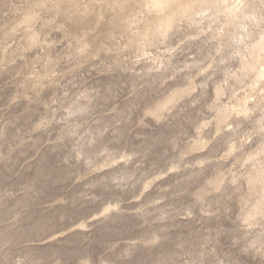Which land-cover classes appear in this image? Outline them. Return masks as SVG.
<instances>
[{"label":"rangeland","instance_id":"374dc122","mask_svg":"<svg viewBox=\"0 0 264 264\" xmlns=\"http://www.w3.org/2000/svg\"><path fill=\"white\" fill-rule=\"evenodd\" d=\"M155 2L0 0V264L264 259L262 39Z\"/></svg>","mask_w":264,"mask_h":264},{"label":"clouds","instance_id":"9594fccd","mask_svg":"<svg viewBox=\"0 0 264 264\" xmlns=\"http://www.w3.org/2000/svg\"><path fill=\"white\" fill-rule=\"evenodd\" d=\"M168 8L170 12L176 13L178 22L183 19L185 13H202L212 24L217 25L225 36L243 23L246 25L247 35L241 39H248L250 36L264 39V0H169ZM208 30L212 31L211 26ZM161 95L162 91L156 90L148 103ZM21 246L27 247L28 242L25 241ZM2 251L3 249H0V252ZM171 251V247L162 240L160 245L151 251L152 256L146 264H164L160 257ZM33 261L34 258L22 253L10 255L5 252L3 258V264H33ZM175 264L183 262L177 260ZM258 264H264V259L259 260Z\"/></svg>","mask_w":264,"mask_h":264},{"label":"bare ground","instance_id":"6f19581e","mask_svg":"<svg viewBox=\"0 0 264 264\" xmlns=\"http://www.w3.org/2000/svg\"><path fill=\"white\" fill-rule=\"evenodd\" d=\"M155 1V0H154ZM187 0H185V2H186ZM166 2H169V0H156V5H161V9H162V7L164 6L163 4H166ZM166 5H168V4H166ZM160 7V6H159ZM164 9L166 10L167 9V6H166V8L164 7ZM167 13V12H166ZM171 13V12H170ZM168 14V13H167ZM169 15V14H168ZM165 16V15H164ZM163 16V17H164ZM168 17V16H167ZM165 19H166V22L164 23L166 26H168V25H170L173 21H174V19L172 18V17H168V18H166V17H164ZM164 18H163V21L162 22H164ZM160 26H161V24H160ZM164 26V25H163ZM143 35H145V34H143ZM254 50V49H253ZM264 50V39H262V41H260V42H258V45H257V47H255V50H254V53L256 54V55H258L259 54V52H261V51H263ZM255 54H253L254 56H255ZM257 57V56H256ZM255 60H256V58H255ZM254 59H253V61H255ZM252 62V61H251ZM249 63V62H248ZM247 64V63H246ZM250 64V63H249ZM249 64H247V65H249ZM255 64V63H254ZM252 65H253V62H252ZM252 65H250V66H252ZM246 66V65H245ZM253 67V66H252ZM247 68V67H246Z\"/></svg>","mask_w":264,"mask_h":264}]
</instances>
